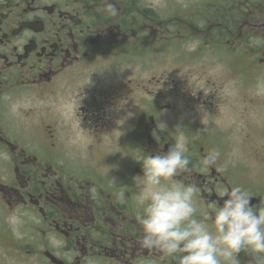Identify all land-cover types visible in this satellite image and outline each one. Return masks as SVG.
I'll list each match as a JSON object with an SVG mask.
<instances>
[{"label": "flooded vegetation", "instance_id": "af4514ba", "mask_svg": "<svg viewBox=\"0 0 264 264\" xmlns=\"http://www.w3.org/2000/svg\"><path fill=\"white\" fill-rule=\"evenodd\" d=\"M262 81L264 0H0V264H176L141 246L133 177L184 140L190 171L171 182L197 187L198 215L237 185L264 207V150L220 161L236 129L264 137Z\"/></svg>", "mask_w": 264, "mask_h": 264}, {"label": "clouds", "instance_id": "9594fccd", "mask_svg": "<svg viewBox=\"0 0 264 264\" xmlns=\"http://www.w3.org/2000/svg\"><path fill=\"white\" fill-rule=\"evenodd\" d=\"M106 9L110 15L117 12L111 3ZM187 144V140L174 143L137 160L142 174L133 177V184L143 209L141 246L171 257L176 264H240L242 251L251 254L255 264H264V207H253L247 190L239 185L222 190V202L210 206V215H198L197 187L171 182L190 171ZM217 156L211 151L203 165H214ZM9 222L14 224L17 218Z\"/></svg>", "mask_w": 264, "mask_h": 264}, {"label": "rangeland", "instance_id": "374dc122", "mask_svg": "<svg viewBox=\"0 0 264 264\" xmlns=\"http://www.w3.org/2000/svg\"><path fill=\"white\" fill-rule=\"evenodd\" d=\"M173 66L175 68H179V67H181V64L174 63ZM208 75L212 76L213 74H208ZM263 88H264V81H262V83L254 91L259 93V92L263 91ZM224 92H225V90L224 91H222V90L219 91V97L220 98L228 97L230 99V101H231L230 96L224 95ZM241 95L242 94H237L236 93V95H235L236 98H235L234 102L236 100L239 101V97H241ZM232 100H233V97H232ZM222 110H223V112H221V114H220V116L218 118L221 117L222 120L227 121L228 119L234 118V116H235L236 125H237V123H239V125H240V123L242 121L241 114H239V113H230V110H226V109H222ZM122 111L123 110H121V112ZM238 112H240V111H238ZM205 113H206V115L204 117H198L196 115L197 120H201V126L198 129L201 130L205 136L211 137L210 136L211 135V130H212V126L214 124L213 114L210 113V112H207V111ZM248 118L253 120L254 124L257 125V124H262L261 123V119L263 118V115H262L261 112H258V113L254 112V116L250 115ZM123 120H125V119L123 118ZM126 123H128V118H126ZM228 124H230V122ZM237 134H238V129H236V131L233 134L230 133V136H234L233 140L236 141V142H234V141L231 142V143H223V142H221V144H220V146H221V151H220L221 159H220V161H224L225 158L230 156L228 154V151L232 152L231 156L234 155L237 158V156L241 155L242 151L245 150L247 146L254 147V148H256V150H259V148H262L264 150V137H262V136H253V138H254L253 141H249L247 143H241L239 141V138H240V136H242L244 134L243 133H240L239 135H237ZM181 141H182V139H181ZM206 143L209 144V147H210V144H212V142H206ZM125 147H126V145H125ZM209 149H210V151L212 150L211 148H209ZM263 150H261V151H263ZM252 170L257 175H260V174L264 173V162L258 163L256 166H253Z\"/></svg>", "mask_w": 264, "mask_h": 264}]
</instances>
